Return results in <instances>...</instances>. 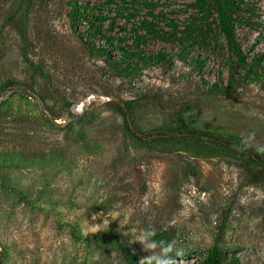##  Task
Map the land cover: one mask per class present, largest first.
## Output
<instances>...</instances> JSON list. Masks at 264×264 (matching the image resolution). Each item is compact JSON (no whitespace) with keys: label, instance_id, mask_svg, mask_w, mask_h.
<instances>
[{"label":"rangeland","instance_id":"rangeland-1","mask_svg":"<svg viewBox=\"0 0 264 264\" xmlns=\"http://www.w3.org/2000/svg\"><path fill=\"white\" fill-rule=\"evenodd\" d=\"M71 1L108 16L103 35L131 43L122 17L106 31L115 5L105 0H0V264H124L120 247L142 262L161 251L136 240L149 229L169 233L176 264H199L221 225L226 259L264 264V185L205 138L197 145L153 140L181 121L182 133L206 132L264 157V55L260 79L213 93V83L227 81L226 51L180 52L174 39L148 38L146 55L169 54L172 67L149 63L116 75L110 59L120 51L103 56L85 45L104 40L88 37L85 21L71 28ZM156 1L159 25L166 29V17L182 28L193 0ZM244 1L255 15L235 36L250 58L264 54V0ZM17 20L28 36L27 57L44 75L24 58ZM115 101L130 102L141 140L128 136L124 117L108 105ZM74 102L82 115L69 112Z\"/></svg>","mask_w":264,"mask_h":264},{"label":"trees","instance_id":"trees-1","mask_svg":"<svg viewBox=\"0 0 264 264\" xmlns=\"http://www.w3.org/2000/svg\"><path fill=\"white\" fill-rule=\"evenodd\" d=\"M117 1V2H115ZM105 0L106 5L114 4V16L109 22L106 31H112L115 19L122 17L126 22L125 26H121L120 29L126 34H129L131 39L130 44L126 46H120L117 43L123 41L122 38H115L113 36H105L102 34V27L108 16H102L101 13L90 14L86 13L85 9H81L76 1L69 3L68 17L71 22V28L76 29V26L81 21H85L86 27L84 33L88 37H95L100 35L103 39V43L100 46L89 44L88 41L84 42L85 45L92 51L103 56H109L110 49L114 48L120 51V57L117 60H111L110 67L113 73L116 75L129 76L133 73H139L149 63H163L169 68L172 67V56L163 52L156 54L146 55V51L141 48L145 45L148 38L159 39L163 42L176 40L180 48V52H184L188 47L197 46L198 48L210 47L212 52L226 51L225 65L227 66L228 76L225 84L213 83L210 86V90L213 93L228 90L235 81L260 79L261 75L258 70L261 67V61L263 59V53L254 54L252 57H248L243 52L240 44L236 40L235 27L241 25L251 24L250 20L255 15V9L251 4H248L244 0H193L186 4L187 9L191 10L189 18L186 23L180 28V26L172 19L166 20L163 17L164 25L166 29L159 25V14L155 11L157 1L155 0ZM141 11H144L140 16V19L135 22H129L130 19L136 18ZM97 23V24H96ZM130 25L129 28L126 25ZM16 29L23 42V54L28 65L31 69L39 74L44 75L45 70L39 63H34L27 57L28 36L24 26L17 20L15 22ZM83 33V32H82ZM199 66L202 62L197 63ZM26 93L33 95L39 101H43L42 95L36 96L32 94L28 88H24ZM128 109V113L131 119L132 108L130 102H125ZM108 105L118 110L124 117L125 130L131 138L141 140L139 137L141 134L132 130L127 122L126 114L122 108L117 106L114 102ZM75 117V116H73ZM184 126L180 121V124L176 128L169 130L155 131L157 138L153 139L156 142L170 141H185L191 142L197 145L202 142V138L212 145L214 148H220L222 152L236 159L238 166L246 178L256 184L264 185V157L253 156L249 154L245 149L232 140L214 136L209 133H200L196 131H188L182 133ZM165 133H173L179 135L177 137H163ZM142 135L147 136L143 133ZM215 150V149H214ZM174 151H180L178 149ZM155 233L150 238V241H155L157 245L163 241L165 244H172V237L165 230H147ZM224 235V226L221 225L215 236L214 243L205 251L199 264H240L239 260L235 256H230L226 259L225 252L221 246ZM160 247V246H159ZM124 264H141V261L137 259L132 253L120 247ZM173 257V251L168 254Z\"/></svg>","mask_w":264,"mask_h":264},{"label":"clouds","instance_id":"clouds-1","mask_svg":"<svg viewBox=\"0 0 264 264\" xmlns=\"http://www.w3.org/2000/svg\"><path fill=\"white\" fill-rule=\"evenodd\" d=\"M155 235L152 231H146L142 232L139 236L136 237V240L141 242L142 244H145L146 249H155L157 247V243L155 241H151L150 243H147V241L150 240V238ZM160 253L154 254L150 257H145L142 259L141 264H151L152 260H156L157 264H176V260L169 256L168 254L173 251V245L172 244H165V242H160ZM177 256L180 255L179 252L176 253Z\"/></svg>","mask_w":264,"mask_h":264},{"label":"water","instance_id":"water-1","mask_svg":"<svg viewBox=\"0 0 264 264\" xmlns=\"http://www.w3.org/2000/svg\"><path fill=\"white\" fill-rule=\"evenodd\" d=\"M117 106L121 107L123 112L126 114V119L128 122L129 127L133 130V125L132 122L130 120V116L128 113V109L126 107V104L124 101H115L114 102ZM84 108L81 104L79 103H71L69 106V112L73 115V116H80L83 114Z\"/></svg>","mask_w":264,"mask_h":264}]
</instances>
